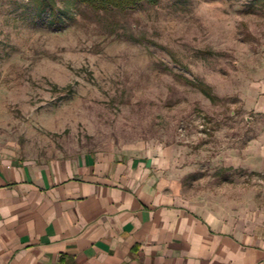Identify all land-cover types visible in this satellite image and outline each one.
<instances>
[{"label":"rangeland","instance_id":"rangeland-1","mask_svg":"<svg viewBox=\"0 0 264 264\" xmlns=\"http://www.w3.org/2000/svg\"><path fill=\"white\" fill-rule=\"evenodd\" d=\"M56 2L0 0V158L170 147L184 204L264 223V0Z\"/></svg>","mask_w":264,"mask_h":264},{"label":"crops","instance_id":"crops-1","mask_svg":"<svg viewBox=\"0 0 264 264\" xmlns=\"http://www.w3.org/2000/svg\"><path fill=\"white\" fill-rule=\"evenodd\" d=\"M172 157L0 158V264H264V223L226 229L188 207Z\"/></svg>","mask_w":264,"mask_h":264},{"label":"trees","instance_id":"trees-1","mask_svg":"<svg viewBox=\"0 0 264 264\" xmlns=\"http://www.w3.org/2000/svg\"><path fill=\"white\" fill-rule=\"evenodd\" d=\"M77 2L84 3L89 5L97 10L104 9H127L135 8L146 1L148 3L156 4L159 0H76ZM39 13L46 11L50 8L52 13V22L59 23L61 21V15L57 11V2L56 0H39ZM198 87L202 89L210 98L214 99L215 95L211 92V89L204 82H198Z\"/></svg>","mask_w":264,"mask_h":264}]
</instances>
